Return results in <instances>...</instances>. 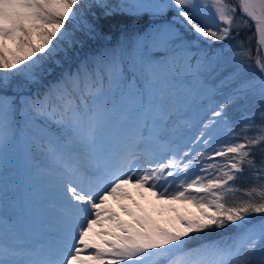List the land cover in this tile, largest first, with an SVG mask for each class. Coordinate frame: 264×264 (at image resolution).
Wrapping results in <instances>:
<instances>
[{
	"label": "snow or ice",
	"instance_id": "obj_1",
	"mask_svg": "<svg viewBox=\"0 0 264 264\" xmlns=\"http://www.w3.org/2000/svg\"><path fill=\"white\" fill-rule=\"evenodd\" d=\"M92 9L102 10L99 16L92 13L97 21L115 12L155 14L174 9L173 20L155 33L138 36L136 47H147L161 34L164 43L179 40L176 47L185 68L195 76L209 70L216 58L209 59L202 50L193 52L194 42L185 41L175 25L209 42L232 39L241 29L253 30L248 41L255 40L256 64L264 73L260 59L264 0L151 4L121 0L118 5H109L107 0H0V89H7L13 77L39 83L51 75L55 69L48 62L59 64L54 58L64 51L61 46L78 42L66 25L83 21L90 37L98 35L97 24L84 21V12ZM209 10L214 26L206 23ZM239 48L235 58L241 64L252 59L250 47L241 43ZM123 51L122 46L105 49L81 62L75 71H62L45 91L19 97L26 126L35 127L42 121L32 146L53 162L50 174L58 193V237L47 247H35L15 233L9 237L0 232V264H264V222L252 223V214H264V158L259 164L255 159L257 148L264 152V108L256 114L245 113L237 122L243 123L239 132L228 118V107L247 99L249 92L255 93L256 82H242L223 102L203 110L195 119L199 134L193 139L183 131V125L191 127L193 121L167 103V81L174 70H159L150 59L134 62L132 72H139L142 92L126 77ZM258 83L264 104V77ZM122 85L136 90L139 104L135 113L118 112L115 105H109L110 94ZM157 85L163 87L155 94ZM214 94V89L208 90L209 100ZM16 111L17 98L0 95V168L7 148L15 142ZM110 128L112 135L107 136ZM254 128L258 130L249 135ZM221 132L227 137L222 141L217 140ZM245 166L255 183L241 190L234 182ZM127 185L143 189L157 200L190 203L198 215L177 214L168 227L143 217L132 223L120 221L105 205L109 198L131 199ZM238 192L239 199L229 203ZM229 227L236 231L208 239ZM197 240V246L189 247Z\"/></svg>",
	"mask_w": 264,
	"mask_h": 264
},
{
	"label": "trees",
	"instance_id": "obj_2",
	"mask_svg": "<svg viewBox=\"0 0 264 264\" xmlns=\"http://www.w3.org/2000/svg\"><path fill=\"white\" fill-rule=\"evenodd\" d=\"M125 3H132V0H124ZM109 5H118L121 0H112L108 2ZM142 13L143 15H141ZM153 16V13H146L145 11L137 12L135 10L125 11V12H115L111 16L103 17L100 21H103L101 25V36L96 38L94 41L84 44L78 47L77 52L81 51L76 55L66 54L58 60L59 64H55L54 61H49L48 64L54 67V71L51 75H47L40 79L39 83L28 82L24 80L23 77H13L11 81V86L7 89H0L1 95L13 96L17 98V111L20 124L17 126L18 131H32L37 133L33 129L26 126L25 118L20 113L19 97L22 95H35L37 92H43L54 83L62 71H75L77 66L91 57L99 56L105 49H113L117 47H123V69L132 72V65L135 59L146 55L147 47H142L137 49L136 38L138 36H144L149 34L150 29L155 25L163 22V20H148L149 16ZM161 17L165 16V22L162 25L169 24V20L166 19L172 15H177L174 10H168L159 14ZM155 21V22H154ZM206 23L210 26L215 25V20L213 18H206ZM154 24V25H153ZM177 25H175L176 27ZM160 26H158L159 28ZM177 28V27H176ZM179 29L180 35L185 41L194 42L193 52L204 51L207 53L209 59L215 57L212 67L209 70L204 71L200 76H195L190 74L185 68V62L182 58V53L177 49L176 45L180 43L179 40L166 43L164 46L157 50H153L151 53L156 56L157 61L154 62L158 66L159 70L165 72L173 71L174 74L169 76L167 81V95H168V105L174 106L182 115L183 118L191 119L192 126L183 125V131L185 137L191 136L193 139L195 135H198L195 119L199 115L203 114V110L209 108L213 103L223 102V99L231 94L232 90L237 88L242 82H256V92H249L247 99L236 100L233 104L228 107V118L232 122L235 131L239 132L240 128L243 127V123H237L241 120L245 113L256 114L262 108L264 104H261L258 90H259V80L264 77L259 67L256 64V43L253 39L248 41V37L252 35L250 29H243L239 32L237 36L233 33V38L224 42H212V44H206L194 36L188 35L181 28ZM76 39L81 42L79 35L76 34ZM127 41V43H125ZM243 43L246 48H251L252 59L244 64H241L236 58L235 53L240 50L239 45ZM63 46V45H62ZM61 46V47H62ZM226 55L225 57H222ZM55 60L58 57L54 58ZM260 59L263 61L260 54ZM195 63V61H193ZM223 82V83H222ZM15 84H21L19 86ZM34 86V87H33ZM157 87V92L159 93L160 88ZM120 89V88H118ZM214 89L215 94L212 95L211 100L208 98V90ZM211 112H207V116H210ZM40 121H37L39 123ZM17 121H14V125ZM259 124L257 118L256 122ZM258 129L254 128L249 131V135H254ZM226 134L221 132L217 136V140H225ZM218 145H213L216 147ZM31 148V147H30ZM33 149V146L32 148ZM200 150H204V146H200ZM33 149V155L35 158L39 159L35 154ZM264 158V152L259 148L256 149L255 159L257 164L260 163L261 159ZM217 160L222 158L217 157ZM35 162V160H33ZM40 162V161H39ZM44 163V161L40 162ZM35 165V164H34ZM38 165V164H37ZM17 180V178H16ZM241 190L250 188L254 183V178L250 175L247 166H245V172L242 176H239L234 182ZM29 194V191L21 189L19 187H6L0 190V199L2 201L8 199L7 196L12 195H22ZM27 192V193H26ZM241 193H236L235 197L229 198V203L236 199L238 200ZM32 196V194H30ZM7 203H13L16 205L12 198L9 199ZM6 203V204H7ZM264 222V214H252V223L258 224ZM236 230L232 227L227 228L224 231H217L216 233L210 234L208 239H219L221 236L231 235ZM198 241V240H197ZM200 241H198L199 243ZM197 245L196 243H191L189 247Z\"/></svg>",
	"mask_w": 264,
	"mask_h": 264
},
{
	"label": "rangeland",
	"instance_id": "obj_3",
	"mask_svg": "<svg viewBox=\"0 0 264 264\" xmlns=\"http://www.w3.org/2000/svg\"><path fill=\"white\" fill-rule=\"evenodd\" d=\"M111 1L112 0H107V3L111 2ZM132 1L144 3V4L166 3L167 2V0H132ZM230 2L235 3L236 0H230ZM172 10H174V9H172ZM93 12H95L96 15L99 16L100 13L102 12V10H100V9L86 10L84 12V21H87L89 23L95 22L97 24L98 35H96L94 38L90 37L87 34L86 30L83 28V21H77L74 24L66 25L69 28V31L74 33L75 37H76V34L79 35L81 42H77L74 45H72L71 47H64V45H63L62 48H64V51L59 52L55 56V57H58L57 60H60L63 57L62 55H66V54L72 55V54L76 53L77 52L76 49H78V47H80L84 44H88V43L94 41L96 38H100L101 28H102L101 25L103 24V21L102 22L100 20L97 21L96 16L92 15ZM145 12L146 13H153L150 11H145ZM140 14L143 15L142 13H140ZM159 14L160 13H155V14L153 13V16L151 15L148 17V20L161 18V16ZM162 17H165V16H162ZM206 18H213L214 19L213 15L211 13V10H209L206 13ZM164 22L165 21L163 20V22L159 23L158 25H155L152 29H150L149 34L155 33L157 29H162L165 26H167V24L162 25V24H164ZM158 26H160V27L158 28ZM176 27L178 28V26H176ZM165 39L166 38L161 34L156 39V41L154 43L150 42L149 45L147 46L146 55L135 59V61L137 62L140 58H144V59H150L153 63L156 62L157 58L151 52L153 50H157L160 47L164 46L166 44L163 42ZM80 52L81 51L77 52L76 55ZM225 56L226 55H223L222 57H225ZM137 67H139L138 63H137ZM126 77H127L128 81L135 82L137 87L140 88V90L143 92V87H142L143 81H142V78H141L139 72H136L135 74H133V72H131L129 70L126 72ZM15 85L19 86L21 84H15ZM9 86H11V84ZM160 86L161 85H157V87H160ZM122 87H123V85H122ZM157 87H156V89H154L155 94H158ZM116 90L117 89H115L114 92ZM116 95H117V97H119L120 102H118V100H116V101L121 105V107L127 106L130 108H136L137 109V106L139 104V98L136 94L135 89H133L132 91L128 89L127 92L124 94L123 93L120 94V90H118V93ZM116 95H114L112 92L110 94V97H112L114 99V97ZM121 95H124V96H121ZM146 98H147V92H146L145 99ZM40 126H42V121L37 123V125L35 127H30V126H28V127L37 132ZM35 134L36 133H33L32 131H27V132L24 131L23 132L24 139L21 142H19L20 137H17V138L15 137V142L7 148V150L4 154L3 167L2 168H5V167L11 166V165L16 166L19 163V157H21V156L27 157L26 155H24V150L26 149L29 151L30 147L32 148V137ZM16 135H17V133L15 132V136ZM28 143H29V145H28ZM34 154L36 156H38L41 161H45V160H43L46 158L44 155H41L40 153H38L36 151ZM81 163H85V161L83 162V160H81ZM32 168L35 169V167H32ZM36 170L37 169H35L33 171H36ZM50 182L52 183V186L49 185V186L43 188L45 190V192L47 193V202H48V203H45L44 205L46 206V210L48 212H52L54 214V217H52V218H55V208L58 206V203H59L58 193H57V189L55 187L54 180L51 179ZM125 190L131 195V199H122L120 197L109 198L106 202V205H105L106 208L110 209L111 211H113L117 214V218L120 221H123L125 223H132L134 218L143 217V218L150 219L152 222H154L156 224H159V225L164 226V227H168L172 223H175L174 218L177 214H180V215H189V214L198 215L197 208L190 203L183 202V201L157 200L150 193L144 191L143 189L134 188L131 185H127L125 187ZM42 196L45 197L44 194H42ZM121 205L124 206V209L121 208ZM127 212H131L133 215H128ZM35 213L37 216H46L47 215V212L43 211L41 208L35 209ZM30 222H31V220L29 218L24 220L25 224H29ZM45 224L52 227V233H51L52 235H51V239H49V240L52 241L53 243H55L57 240V237H58L55 222H51V223L46 222ZM108 224H109V222L105 220L104 226L107 227ZM259 224L260 223H258L256 225H259ZM40 234L41 235L46 234V231H42V232H40ZM193 235H198V234H193ZM192 243L198 244V241H193ZM48 245L49 244H47V243L44 244L45 247H47ZM32 246H34V243L32 244ZM195 246H197V245H193L191 247H195Z\"/></svg>",
	"mask_w": 264,
	"mask_h": 264
},
{
	"label": "bare ground",
	"instance_id": "obj_4",
	"mask_svg": "<svg viewBox=\"0 0 264 264\" xmlns=\"http://www.w3.org/2000/svg\"><path fill=\"white\" fill-rule=\"evenodd\" d=\"M262 56H263V59H264V52H262Z\"/></svg>",
	"mask_w": 264,
	"mask_h": 264
},
{
	"label": "water",
	"instance_id": "obj_5",
	"mask_svg": "<svg viewBox=\"0 0 264 264\" xmlns=\"http://www.w3.org/2000/svg\"><path fill=\"white\" fill-rule=\"evenodd\" d=\"M171 20H173V18H171ZM179 25V24H178ZM184 28V27H183Z\"/></svg>",
	"mask_w": 264,
	"mask_h": 264
}]
</instances>
